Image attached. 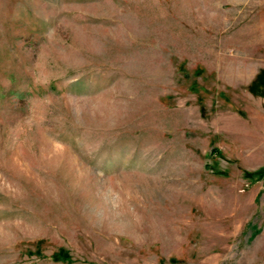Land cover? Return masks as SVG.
Masks as SVG:
<instances>
[{
	"label": "rangeland",
	"instance_id": "1",
	"mask_svg": "<svg viewBox=\"0 0 264 264\" xmlns=\"http://www.w3.org/2000/svg\"><path fill=\"white\" fill-rule=\"evenodd\" d=\"M0 264H264V0H0Z\"/></svg>",
	"mask_w": 264,
	"mask_h": 264
}]
</instances>
